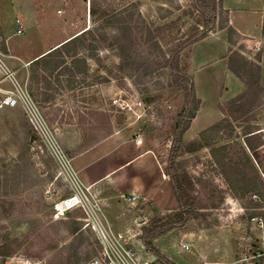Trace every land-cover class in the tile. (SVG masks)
Returning <instances> with one entry per match:
<instances>
[{"label": "rangeland", "instance_id": "374dc122", "mask_svg": "<svg viewBox=\"0 0 264 264\" xmlns=\"http://www.w3.org/2000/svg\"><path fill=\"white\" fill-rule=\"evenodd\" d=\"M218 11L211 34L225 23V12ZM124 27L128 29L125 34L121 31ZM19 29L21 34H17ZM201 29L202 17L195 0H0L2 59L27 89L64 151L71 157L72 134L80 136L83 149L94 147L111 135L115 136L114 146L123 149L130 147L140 133L144 140L141 149L156 154L168 181L172 142L167 137V111H174L182 94L175 92L163 58L169 56L179 40ZM81 34L84 46L77 50L81 53L79 65L70 58L57 71L53 62L29 65L30 60ZM115 37L122 43H133L131 52L136 64L124 71L119 68L121 59ZM241 45L246 44L242 42L232 49L250 61L260 62L256 57L260 49ZM189 49L182 52L181 58V65H188V71ZM194 53L197 63L208 53L217 58L222 53L226 55V37H210L196 46ZM55 60L58 58L49 61ZM77 69L82 72L76 73ZM195 74L202 109L185 133L183 153L176 159L193 215L182 226L153 241L166 260L149 251L142 229L177 205L154 214L143 225L134 222L130 231L133 236L128 241L141 262L264 264V146L258 150V191L244 193L243 184L237 183L236 194L212 157L211 148L204 146L200 137L205 129L224 119L219 105L229 95L226 86L230 90L231 80L220 60ZM12 87L10 79L0 71V88ZM131 95H137L148 108L141 120L113 104L114 100ZM262 102L248 116V122L231 119L223 123L220 131L207 135L206 142H215L218 149L227 147L225 152L219 151V156H227L238 165L244 164L246 153L252 156L244 143L245 127L259 129L264 141ZM19 106L23 113L20 108L10 117L6 110L0 112V264H86L98 255V240L90 229L84 228L82 211L56 216L55 204L71 195L68 179L60 175L58 163L45 146L41 152L30 116ZM7 120L15 124L14 129L8 127ZM102 151L93 152L92 157ZM144 200L141 196L139 202ZM74 223L80 229L75 235L71 233ZM183 243L190 249H182Z\"/></svg>", "mask_w": 264, "mask_h": 264}, {"label": "trees", "instance_id": "16d2710c", "mask_svg": "<svg viewBox=\"0 0 264 264\" xmlns=\"http://www.w3.org/2000/svg\"><path fill=\"white\" fill-rule=\"evenodd\" d=\"M195 6L202 17L201 31H196L185 39L179 40L169 51V56L166 58L164 55L163 58L165 61L164 66L168 68L172 77L175 92L177 94H182V101L176 105L174 111H167V137L171 140L172 146L169 152L166 173L170 178L169 182L177 202V208L170 211L167 215H158V217L152 219L149 227L146 226L142 229L144 233L142 239L145 240V245L149 251L164 260H166V258L154 246L153 241L163 236L166 232L182 226L189 220L194 212L188 192L177 172L176 159L183 153L185 146L183 140L184 135L189 130L191 122L196 118L200 110L201 100L197 97L194 79L189 74L188 65L184 67L181 65L182 52L193 44L205 39L208 34L213 31L220 15L218 9L223 11V0H195ZM220 29H225L227 31L228 42L231 45L227 57L228 69L244 83L246 89L242 94L236 96L227 103L219 105V110L223 114L224 119L208 129H205L200 137L201 140L205 141L204 146L211 148L210 153L212 157L219 165L226 181L236 194H239L237 183L243 184L242 192L244 193L254 190L258 191L261 184L258 150L264 146V141L260 138V133H258L259 129H254L252 126L245 127L244 129V143L252 156L246 153L245 162L242 165L235 164L231 159H228L227 156H219V151L225 152L227 149L226 146L218 149L215 147V142H206L207 135L212 132L220 131L223 123L226 121L228 122L232 119L235 122L242 120L248 122L250 120L248 116L253 112L254 108L261 106L263 103L262 101H264V89L261 84V67L259 63L250 61L240 52L232 49V46L237 45L240 36L233 27L229 26L227 19H225V23L221 25ZM124 30L128 31L127 28H122L121 31L124 34L127 32H124ZM83 35L81 34L64 42L58 48L34 60L31 66L47 65L53 62L54 68H56L57 71L67 64L66 59L68 58L73 60V64L79 65L81 61L78 59V56H80L81 53L77 50L84 46L81 42L82 38H84L82 37ZM115 38L121 59L119 68L124 71L129 68V66L132 67L136 64L131 52V44L133 43H122L119 37ZM2 51L5 53L7 52L5 46H3ZM256 57L257 60H260L261 56L258 54ZM53 58H58V60L49 61ZM80 72H82V70L77 69L76 73ZM71 73L73 76L76 74L75 72ZM178 100L179 97L177 98V102ZM74 225L75 226L71 229L73 235L77 234L80 230L78 223H74ZM170 263L175 264L173 262Z\"/></svg>", "mask_w": 264, "mask_h": 264}, {"label": "crops", "instance_id": "0c3cea01", "mask_svg": "<svg viewBox=\"0 0 264 264\" xmlns=\"http://www.w3.org/2000/svg\"><path fill=\"white\" fill-rule=\"evenodd\" d=\"M222 9L229 26L233 27L241 37L237 45L243 42L246 45H241V48L249 46L251 49L254 47L260 49L259 65L261 67V84L264 89V0H223ZM210 34L205 39L193 44L189 49V74L194 79L196 94L201 100L200 110L202 109V99L197 93L198 80L195 72L214 65L219 60L224 64L225 74L231 80L230 90L226 86L229 95L223 102H227L245 91L244 83L228 69L227 57L231 45L228 42L226 30L221 29ZM220 34L226 37L227 54L222 53L217 58L208 53V55L202 56L197 63L194 48L208 38ZM33 61L30 60L29 65ZM16 108H20L23 113V108L19 105L15 108L3 107L0 112L6 110L10 117L11 114L16 113ZM25 122H27L26 118ZM7 124L9 128H15L13 122L7 120ZM72 136L71 158L73 167L78 173L80 181L85 186H92L93 191L97 193L114 230L128 233L131 231V225L134 222L137 221L143 225L146 220L148 221L156 214H160L168 208L176 207L177 202L170 182L165 178L155 153L142 150L135 141L131 143L130 147L123 149L115 147L114 135L109 136L94 147L83 149L80 136L78 134H72ZM99 149H103V151L93 158L92 153ZM130 194H139L145 200L135 206L129 205L123 201L122 196Z\"/></svg>", "mask_w": 264, "mask_h": 264}, {"label": "built area", "instance_id": "2783aa9c", "mask_svg": "<svg viewBox=\"0 0 264 264\" xmlns=\"http://www.w3.org/2000/svg\"><path fill=\"white\" fill-rule=\"evenodd\" d=\"M17 33L21 34L22 30L19 29ZM2 57L4 55L0 52V71L5 73L7 78L10 79L13 87L6 90L0 88V94H2L0 108H15L18 105L24 107L30 116L36 140H40L41 145L39 148L41 152H43V146H45L58 163L61 169L60 175L67 177L71 195L56 203L54 210L57 217L64 216L74 210L83 212L82 221L84 222V228L90 229L95 234L100 247L98 255L86 264H157L155 262H141L137 259L132 244L128 241L133 236L130 231L125 234L126 237L113 229L97 193L93 191L92 186H85L80 181L78 173L72 165V158L64 151L56 134L50 130L46 121L38 112V108L31 99L27 89L23 88L17 79L14 78ZM113 104L123 113L134 116L136 120L144 118L148 110L137 95H131L127 99H116ZM143 142L142 134H136V145L142 146ZM122 199L129 205L135 206L141 200V195H123ZM181 247L184 250L190 249L189 245L184 243Z\"/></svg>", "mask_w": 264, "mask_h": 264}, {"label": "water", "instance_id": "95a60500", "mask_svg": "<svg viewBox=\"0 0 264 264\" xmlns=\"http://www.w3.org/2000/svg\"><path fill=\"white\" fill-rule=\"evenodd\" d=\"M34 139H35V136H32V137H31V141L33 142V141H34Z\"/></svg>", "mask_w": 264, "mask_h": 264}]
</instances>
